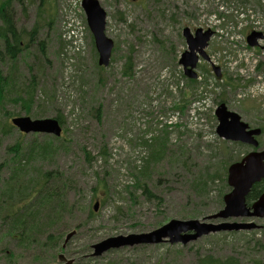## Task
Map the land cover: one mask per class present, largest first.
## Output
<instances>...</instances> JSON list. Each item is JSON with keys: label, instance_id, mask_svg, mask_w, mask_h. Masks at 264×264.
Listing matches in <instances>:
<instances>
[{"label": "rangeland", "instance_id": "obj_1", "mask_svg": "<svg viewBox=\"0 0 264 264\" xmlns=\"http://www.w3.org/2000/svg\"><path fill=\"white\" fill-rule=\"evenodd\" d=\"M73 1L45 0L41 7L40 0H11L16 29L30 32L36 26L38 35L17 60H0V107L3 100L6 105L0 113V185L14 170H22L21 179L52 171L67 187V207L51 230L62 237L54 251L3 240L0 222V264H38L36 258L50 261L54 255L65 258L62 264H196L205 256L264 264V218L230 219L255 221L259 228L210 234L184 247L135 246L89 256L91 246L105 239L149 232L172 219L201 220L223 207L228 190L223 165L250 150L216 135L213 113L219 102L250 127L261 128L258 141L264 145V41L255 48L246 44L250 32H264V0H253L255 6L251 0H98L108 15L106 35L114 42L111 63L100 72L88 31L83 50L74 47L66 24ZM187 27L215 34L206 48L210 63L201 62L196 71L198 84L183 80L181 91L188 97L180 128L170 134L159 121L182 98L174 88ZM216 85L220 88L211 91ZM26 91L33 96L29 106ZM8 115L57 117L61 137L26 135L14 127L6 132ZM19 153H25L22 159ZM31 154L37 156L30 159Z\"/></svg>", "mask_w": 264, "mask_h": 264}, {"label": "water", "instance_id": "obj_2", "mask_svg": "<svg viewBox=\"0 0 264 264\" xmlns=\"http://www.w3.org/2000/svg\"><path fill=\"white\" fill-rule=\"evenodd\" d=\"M134 1V0H133ZM81 7L86 17L88 29L93 37L95 49L98 53V65L107 66L111 56L113 43L104 35L106 12L101 8L97 0H81ZM184 36L188 44V51L181 56L179 64L184 68L185 75L195 78L193 70L196 67L197 51L200 56L208 60L203 49L211 36L209 31L202 33L197 30L195 38L190 39L188 30L184 31ZM260 34H251L247 37L249 46L256 45V39H261ZM216 75L218 69L214 68ZM218 120L216 134L218 137L233 142L247 144L253 148L258 147L255 137L261 134L260 129L247 131L248 126L240 121V117L226 110L224 104L218 106L215 111ZM12 123L21 132L41 133L54 136H60V126L54 119L31 120L29 118L13 119ZM264 181V149L262 151L251 152L242 159L241 162L229 166L227 170V185L231 191L223 197L224 208L216 215L208 217L207 220L229 219V218H263L264 217V193L252 203L250 207L246 205V199L254 184ZM256 226L250 224H206L198 220L179 221L171 220L157 230L149 233L129 235L126 237H115L106 239L92 248L93 256L99 257L109 250L120 249L124 247H134L140 245L161 244L169 240L170 244L195 241L198 238L220 231H242L255 229ZM72 234L67 236V240ZM62 260V257H60Z\"/></svg>", "mask_w": 264, "mask_h": 264}, {"label": "trees", "instance_id": "obj_3", "mask_svg": "<svg viewBox=\"0 0 264 264\" xmlns=\"http://www.w3.org/2000/svg\"><path fill=\"white\" fill-rule=\"evenodd\" d=\"M44 3L45 0H40L41 7ZM251 4L254 6V3ZM10 5L11 0H4L0 3V60L2 56L10 60H17L19 54L26 51L30 42L37 40L38 35L36 26L30 32L16 29ZM120 19L122 20L121 17ZM42 44V42H39L40 50L44 52ZM3 51L5 52L4 54L2 53ZM95 66L99 71L102 70L97 65ZM124 73L127 72L124 71ZM3 84L4 78L0 77V92L3 90ZM26 96L25 106H29L33 96L29 97L27 91ZM3 101H1L0 113L5 111L4 106L6 105ZM8 116L10 117V115ZM54 119H57L62 124L59 118L56 117ZM7 125L8 131L6 132H9L12 128L8 121ZM153 142L149 144L150 148L155 147ZM161 146L158 143V150H160ZM46 148L51 149L52 145L48 144ZM152 152H155L154 149ZM24 154L19 153L18 158L22 159ZM36 156V154H31L30 159ZM86 160H90L87 155ZM150 160L146 162L149 163ZM152 163L154 162L152 161ZM16 167H20L18 160L16 161ZM20 171L22 170L12 171L11 177L3 185H0V221L7 226L5 233L1 237L3 240L10 239L16 244L28 247H47L53 250L58 246L59 241L51 237L53 235L51 230L55 222H58L63 216L67 187L65 184L58 185L61 182V177L52 171L43 170L39 174H33L22 179L19 177ZM199 184L205 185L204 182ZM140 186L138 184V187ZM194 186L199 187V185ZM263 191V182L253 186L248 201L256 199ZM144 192L149 197H154L145 189ZM93 217L91 216V218ZM36 261L39 264H48L41 258H37ZM196 264H239V262L232 257L218 260L211 256H205L198 259Z\"/></svg>", "mask_w": 264, "mask_h": 264}, {"label": "bare ground", "instance_id": "obj_4", "mask_svg": "<svg viewBox=\"0 0 264 264\" xmlns=\"http://www.w3.org/2000/svg\"><path fill=\"white\" fill-rule=\"evenodd\" d=\"M68 27H70V29H72L73 27H72V25H70V24H68ZM3 132V131H2Z\"/></svg>", "mask_w": 264, "mask_h": 264}]
</instances>
